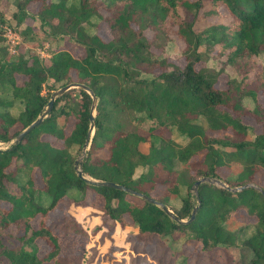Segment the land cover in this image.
Listing matches in <instances>:
<instances>
[{"label":"trees","instance_id":"trees-1","mask_svg":"<svg viewBox=\"0 0 264 264\" xmlns=\"http://www.w3.org/2000/svg\"><path fill=\"white\" fill-rule=\"evenodd\" d=\"M11 1L17 22L29 19L22 32L39 23L52 39L64 38L44 63L36 52L9 55L0 35V141L8 142L0 148V200L9 203L0 205V264L56 261L60 243L44 216L64 197L85 202L90 191L94 201L89 202L100 207L107 226L112 220L121 227L131 223L142 234L184 235L203 253L229 252L235 264H264V184H255L257 171L264 168V105L253 88L260 87L258 82L264 88V66L256 75L260 81L247 69L240 71L264 52V0ZM31 2L37 7L29 13ZM201 16L210 17L197 28ZM101 22L108 39L98 31ZM170 41L180 50L172 60L163 53ZM67 43L82 52L72 53ZM214 48L239 70L240 77H230L224 87L215 84L221 72L196 66ZM69 82L93 90V120L91 95L72 87L56 96L39 124L13 142L44 110L52 90ZM245 97L252 100L251 109L243 104ZM17 102L22 107L15 113ZM242 114L261 126L252 138H247ZM61 116L74 118L69 131L59 124ZM91 122L83 175L124 184L167 206L177 195L174 216L126 190L96 185L77 174L76 151ZM227 129L231 137L214 134ZM143 142L146 151L140 149ZM138 166L146 170L134 175ZM232 166L238 171L222 177L219 170ZM202 176L231 187L254 182L263 191L252 185L230 190L204 180L196 195L191 186ZM158 185L164 186L160 192ZM194 206V218L185 221ZM237 209L255 219L231 229L226 221ZM36 214L42 217L33 227ZM38 238L49 245L41 255Z\"/></svg>","mask_w":264,"mask_h":264},{"label":"rangeland","instance_id":"rangeland-1","mask_svg":"<svg viewBox=\"0 0 264 264\" xmlns=\"http://www.w3.org/2000/svg\"><path fill=\"white\" fill-rule=\"evenodd\" d=\"M36 7L37 3L31 2L28 6V12H34ZM14 10L15 6L11 0H0V26L6 25L11 29V37H9V30L7 31L0 27L2 44L6 45L8 54L16 55L22 52H36L44 63H48L53 48L55 45L62 43L64 37L58 36L56 39H52L48 35L47 27L41 26L39 23H33L35 25L32 28L22 32L29 19L23 17L18 23L16 18L13 17ZM209 17L202 18L201 16L195 26L201 28L206 24L205 20ZM98 31L104 39L110 37L105 23L101 22L98 25ZM65 47L69 48L74 54L82 52L79 48L73 47L69 43L65 44ZM163 53L172 60L177 58L180 50L173 41H170L166 44ZM253 57L250 60V66L241 65L240 71L247 69L246 74L252 75L260 81L261 79L256 75L257 72H261V67L264 66V52ZM198 65H204L214 72H221L215 82L218 87H224L230 77H240L239 70L230 65L226 60V55L219 50L217 51L216 48L209 52L207 60L196 64V66ZM254 82V79H250V83ZM258 83L260 87L253 88L256 90L258 101L261 105H264V88L260 82ZM42 92L46 94V88ZM243 104L249 109L253 107V102L249 97L243 99ZM21 107L22 104L17 102L13 112L17 113ZM95 112L94 108L93 114ZM241 118L248 126L247 138H252L261 129V126L257 124L255 118L250 114H242ZM73 122L74 118L71 116L66 118L61 116L59 119V124L62 125L64 123L66 131L71 129ZM256 124L257 126H255ZM231 133V129L214 132V134L228 137H231ZM7 143L0 141V148L6 147ZM147 145V142L141 143L140 149L146 151ZM89 146L90 141L87 149ZM101 153L106 154V150H102ZM76 154V158L81 156L82 148L77 150ZM144 170H146L145 167L138 166L134 175H138ZM219 171L222 177H226L228 172L238 171V167L232 166L230 169L227 167ZM255 176V184H264V168H260ZM36 179V185L41 186L42 181L37 174ZM163 187L158 185L156 192L162 191ZM183 191L181 190V192ZM44 195L45 197L43 198L47 203L49 195ZM176 196H171L168 205L171 210L180 205V199ZM92 197H94L92 191L87 193L86 201L83 203L64 197L44 216L46 224L57 234L61 247L57 260L45 262L44 264H235V260L229 256V252L225 253L222 251L216 255L203 253L194 240H189L184 235L160 236L156 233L142 234L131 223L121 227L118 222L112 223V220L109 221L110 225L107 226L102 222L104 215L100 207L94 202L93 204L89 202ZM0 205L7 207L9 203L0 200ZM41 217L42 215H35L31 221L33 227L38 226ZM254 219V216L248 215L243 209H237L226 221V224L231 229H237L247 221L251 223ZM251 230L252 227L250 226L247 229V233ZM36 241L39 245V255L49 249V245L43 239L38 238Z\"/></svg>","mask_w":264,"mask_h":264},{"label":"water","instance_id":"water-1","mask_svg":"<svg viewBox=\"0 0 264 264\" xmlns=\"http://www.w3.org/2000/svg\"><path fill=\"white\" fill-rule=\"evenodd\" d=\"M71 87H82L85 90H87V92L91 95L92 104H91V108H90L89 118H90V120H93V118H94L93 110H94V108L96 106V101H97L96 95L94 94L93 90L90 87H88L87 85H85V84L78 83V82H69V83L62 85L59 88H57V89H55V90H53L51 92L50 98H49V100H48V102L46 104L45 109L40 112V114L37 116V118L35 120H33L24 129H22L21 131H19L16 134L15 138L13 139V142H17V141L21 140L24 137L25 134H27L37 124H39L41 122L42 118L48 114V112L51 109V106H52L53 101L56 98V96L60 95L62 92L66 91L67 89H69ZM93 128H94V124H93V122H91L90 125H89L87 136H86V138L84 140V143H83V146H82V154H81V156H79L78 158H76L74 160V169L77 172V174L79 176L83 177L87 182H90V183H93V184H96V185L113 186V187H116V188H119V189L126 190L127 192H129L131 194L137 195V196H139V197H141V198H143L145 200H148L150 202L158 204L166 212H168V213H170V214H172L174 216L172 210L170 208H168V206L166 204H164L163 202L155 199L154 197H152V196H150V195H148V194H146L144 192L135 190L134 188H131V187L126 186V185L121 184V183L114 182L112 180L94 179V178H90V177H87V176L83 175V170H82L83 158L82 157L86 153L87 145L89 144L90 137H91L92 132H93ZM204 180L219 183V184L227 187L230 190H239V189H242L244 187L251 186V185L252 186H256L253 183H245V184H242V185H237V186L231 187V186L226 185L225 183L221 182L220 180H218L216 178H211V177H208V176H202V177L196 179L194 181V183L192 184V186H191V189L193 190V192L196 195L198 193V191H197L198 184L201 181H204ZM256 187H258V186H256ZM258 188H260V187H258ZM261 190L263 191V189H261ZM198 201H199V199H198ZM196 210H197V206H194L192 211H191V213H190L189 218L187 220H185V221H188V220L194 218Z\"/></svg>","mask_w":264,"mask_h":264},{"label":"built area","instance_id":"built-area-1","mask_svg":"<svg viewBox=\"0 0 264 264\" xmlns=\"http://www.w3.org/2000/svg\"><path fill=\"white\" fill-rule=\"evenodd\" d=\"M1 28L4 29V30H7V31L9 30V37H11L10 36L11 29L10 28H8L6 25H1ZM12 41H14V40L12 39Z\"/></svg>","mask_w":264,"mask_h":264}]
</instances>
